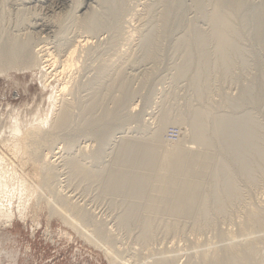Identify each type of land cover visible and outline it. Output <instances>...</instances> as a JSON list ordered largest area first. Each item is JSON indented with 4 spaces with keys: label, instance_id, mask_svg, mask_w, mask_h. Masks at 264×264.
<instances>
[{
    "label": "rangeland",
    "instance_id": "1",
    "mask_svg": "<svg viewBox=\"0 0 264 264\" xmlns=\"http://www.w3.org/2000/svg\"><path fill=\"white\" fill-rule=\"evenodd\" d=\"M10 51L0 264H264V0H0Z\"/></svg>",
    "mask_w": 264,
    "mask_h": 264
},
{
    "label": "bare ground",
    "instance_id": "2",
    "mask_svg": "<svg viewBox=\"0 0 264 264\" xmlns=\"http://www.w3.org/2000/svg\"><path fill=\"white\" fill-rule=\"evenodd\" d=\"M81 44V43H80ZM80 48V47H79ZM73 49V48H72ZM77 48H75V49H73L71 52H70V54L68 53V57L64 60V63H61V70H59V71H57V73H55L58 77H59V75H62L64 72H67L68 70H71V69H73L74 68V66H76V65H78L77 63L79 62V54H78V51L76 50ZM76 51H77V56H75L76 54ZM5 53V52H4ZM7 53V52H6ZM5 53V55L7 56L8 54H6ZM11 53V54H10ZM12 53H14V52H9V55H8V60L7 61H5L4 59V61L2 60H0L1 62H0V74H2V73H5L9 68H12V67H16V66H18V61H16V59H15V57H13L12 55H15V54H12ZM81 53V52H80ZM12 56V58L11 59H9L11 56ZM10 56V57H9ZM16 56V55H15ZM42 56V55H41ZM44 56V55H43ZM50 58H48V59H45L44 58V60L43 59H37V62H39V64H43L42 65V67H41V69L43 68V70H40V73H41V71H42V75H41V78L43 79L44 78V80L45 81H47L48 79H49V77H51L50 76V74H53L52 72H50V71H48V69H49V67H50V69H51V67H53L54 66V64H55V62H56V58L52 55V57H51V55L49 56ZM6 58V57H5ZM18 58V57H17ZM34 58H36V57H34ZM43 60V61H42ZM58 61V60H57ZM45 62L47 63V64H45ZM63 62V61H62ZM38 64V65H39ZM36 65H37V63H36ZM37 65V66H38ZM39 67V69H40V66H38ZM53 70V69H52ZM54 71V70H53ZM50 72V73H49ZM69 74V73H68ZM54 75V74H53ZM66 89H67V85H65V84H63V82H62V86L60 87V94H63L65 91H66ZM56 95V94H55ZM51 98V97H50ZM52 98H54V97H52ZM57 98H59V97H57ZM60 99V98H59ZM58 99V100H59ZM53 101L52 102H54L55 100H56V98H54V99H52ZM55 103V102H54ZM54 103H53V107H52V110L54 109ZM58 103V102H57ZM63 110V109H62ZM62 110H60L58 113H57V116H56V119H60L62 116H60V115H63V113H60V112H62ZM65 111V110H64ZM63 111V112H64ZM67 112V111H66ZM65 114V113H64ZM52 115V114H51ZM51 115L49 116V118L51 117ZM59 116H60V118H59ZM63 119V118H62ZM47 120H42V122L40 123V124H42L43 125V123H45ZM56 122V121H55ZM58 122V121H57ZM61 122V121H60ZM49 123V122H48ZM56 124V123H55ZM49 125V124H48ZM55 126V125H54ZM57 126V125H56ZM46 127V126H45ZM44 127V128H45ZM50 127H51V125H50ZM50 127H49V131L50 130H54V127H53V129L51 128L50 129ZM47 128V127H46ZM15 134H16V138H19V135H22V137H21V139L23 140L22 142H23V145H22V147L20 148V146H19V144L18 145H13L14 146V149H18V152H19V154L24 158H27L28 156H27V153H28V144H29V142L31 141V137H33L34 139L35 138H37L38 139V137L40 138V136H41V133L44 131V129H43V126H36V125H34V126H32L31 128H29V129H27L25 132H22V131H19L18 129H15ZM48 131V130H47ZM46 131V132H47ZM166 132V128H164V130H163V132ZM184 132V131H183ZM48 133V132H47ZM43 134V133H42ZM183 134H185V133H182V135ZM44 135V134H43ZM183 137V136H182ZM28 139H30V141H28V143H27V140ZM34 141H36V140H34ZM32 142V141H31ZM30 142V144L29 145H31L32 143ZM192 143V142H191ZM169 146H171V148H168L167 150H166V153H168V155H170V153L172 154V155H170V156H178L179 154H180V152H181V150L177 147V146H174V145H170V144H168ZM7 146H9V145H7ZM33 147V146H32ZM168 147V146H167ZM193 147V146H192ZM185 149V148H184ZM192 149V148H191ZM13 150V149H12ZM186 150H188V148L186 149ZM14 151V150H13ZM50 151V150H49ZM186 152V151H185ZM51 153H53V151H51ZM53 154H55V153H53ZM56 155V154H55ZM1 156V155H0ZM14 156V155H13ZM2 157H4V156H2ZM47 157V156H46ZM50 157V156H49ZM51 157H53V156H51ZM50 157V158H51ZM56 157V156H55ZM48 158V157H47ZM46 158V159H47ZM54 158V157H53ZM52 158V159H53ZM0 159H2V162H3V159L4 158H0ZM45 159V158H44ZM46 159L45 160H40V158L38 159V160H36V161H38V163L40 164L39 166H40V168H42L43 169V165H41V164H44L45 165V163L46 162H48L49 160V158L47 159V161H46ZM171 160H173V158L171 159V157H170V160L169 161H171ZM185 161V160H184ZM9 162V161H8ZM52 163H54L53 161H51ZM50 162V163H51ZM7 163V162H6ZM2 164L0 163V166H1ZM20 165H22L21 163H20ZM46 165H47V163H46ZM45 165V166H46ZM53 166V165H52ZM57 166V165H56ZM56 166H55V168H56ZM22 167V166H21ZM23 167H24V165H23ZM49 167H50V164H49ZM1 168H3V170L1 169ZM6 168V167H5ZM45 168V167H44ZM45 169H49V168H45ZM39 170H41V169H39ZM23 171V170H22ZM42 171V170H41ZM43 171H44V169H43ZM46 171V170H45ZM181 171V170H180ZM47 172H49V173H51L52 174V171L50 172V170L49 171H47ZM17 173V172H16ZM49 173H46V175H48ZM15 173H13L12 174V172H10L9 173V175H8V172H7V170H5L4 169V165H3V167H0V190L1 189H3L4 187L6 188V189H8V190H12V191H14V193H22L23 194V196H25L26 195V192H28V187H30V185H28L27 183L29 182L28 180H27V183H25L26 182V180H24V178H23V180H21L22 178V176L20 177V179H19V176L18 177H16L15 178V175L17 176L18 174H15ZM45 174V173H44ZM54 174V173H53ZM22 175H23V173H22ZM37 175V174H36ZM51 176V175H50ZM54 176H55V174H54ZM40 178V177H39ZM46 178V177H45ZM41 180V179H40ZM51 181V180H50ZM48 182V181H47ZM39 183V182H38ZM41 183V182H40ZM42 183H43V181H42ZM32 184V183H31ZM40 185V184H39ZM41 186V185H40ZM33 187V186H32ZM42 188V187H41ZM43 188H45V187H43ZM31 189H34V187L33 188H29V193L31 194ZM46 189V188H45ZM189 189V188H188ZM172 191V190H171ZM178 191V190H177ZM53 194V193H52ZM38 197H39V195H38ZM71 197V196H70ZM63 198V197H62ZM48 199V198H47ZM32 200V199H31ZM50 200V199H49ZM67 201V200H66ZM51 202V201H50ZM55 202V201H54ZM54 202L52 201V205H51V207H50V209L51 208H53L52 206H53V204H54ZM49 203V202H48ZM75 203V202H74ZM49 205H50V203H49ZM48 205V206H49ZM49 208V207H48ZM71 208V207H70ZM69 208V209H70ZM58 211L57 212V214L59 213V210H56V209H51V212L53 213V211ZM71 210V209H70ZM64 212V210L62 211V213ZM71 212V211H70ZM60 213H61V211H60ZM66 214V213H65ZM70 214V213H69ZM68 214V215H69ZM61 216H62V214H60ZM67 215V214H66ZM71 215V214H70ZM70 215H69V217H70ZM64 217V216H63ZM68 217V216H67ZM67 217L65 218V219H67ZM14 218V216L13 215H11V216H7L5 219L8 221H11L12 219ZM72 218V219H71ZM71 218H69L70 220H72V222H73V220H75V219H73L74 217H71ZM75 221H77V220H75ZM74 223V222H73ZM78 223V222H77ZM67 224V223H66ZM65 224V225H66ZM80 226V225H79ZM70 227V226H69ZM76 228H78V227H76ZM75 227H74V229H76ZM86 228V227H85ZM84 231V230H83ZM84 233H85V235L87 234L85 231H84ZM88 233H89V231H88ZM89 235L90 234H88L86 237H89ZM91 237H94V236H91ZM83 239V238H82ZM88 239V238H87ZM89 239H91V238H89ZM93 239V238H92ZM97 239V238H96ZM88 241V240H87ZM91 241V240H90ZM93 241H95V239L93 240ZM93 241H91V244H95V243H93ZM98 241V240H97ZM104 244V243H103ZM102 245V244H101ZM104 247V246H103ZM100 248V247H99ZM98 248V249H99ZM101 249V248H100ZM99 249V250H100ZM107 249V248H106ZM102 251V250H101ZM108 251V250H107ZM110 253V255H112V252L111 251H109ZM105 253V252H104ZM114 253V252H113ZM115 256V255H114ZM110 259V258H109ZM112 261H114V262H116L115 261V258L114 257H112ZM111 261V260H110ZM111 261V262H112ZM117 261H119V260H117ZM113 262V264H119V262H116V263H114ZM121 264V263H120Z\"/></svg>",
    "mask_w": 264,
    "mask_h": 264
},
{
    "label": "built area",
    "instance_id": "3",
    "mask_svg": "<svg viewBox=\"0 0 264 264\" xmlns=\"http://www.w3.org/2000/svg\"><path fill=\"white\" fill-rule=\"evenodd\" d=\"M173 137L178 138L179 136H178V134H176V135H173Z\"/></svg>",
    "mask_w": 264,
    "mask_h": 264
}]
</instances>
